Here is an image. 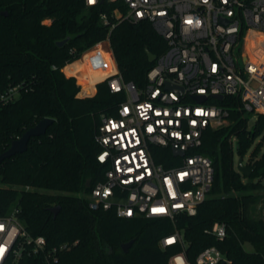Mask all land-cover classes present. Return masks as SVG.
Here are the masks:
<instances>
[{"label": "trees", "instance_id": "obj_1", "mask_svg": "<svg viewBox=\"0 0 264 264\" xmlns=\"http://www.w3.org/2000/svg\"><path fill=\"white\" fill-rule=\"evenodd\" d=\"M115 7L110 2L87 6L85 0H0V92L20 85L16 99L0 105V153L42 118L54 119L46 134L30 139L26 151L0 163V217L18 208L27 230L45 236L48 247L67 243L56 264H169L182 247L162 248L160 241L176 229L184 235L191 260L215 245L232 264H264V217L258 213L264 206V151L259 155L264 114L250 128L237 97L220 102L230 109L231 122L203 133L198 150L212 159L215 173L195 215L181 214L173 222L89 208L84 194L105 171L96 158V125L102 114L116 113L125 95L112 92L107 80L97 83L94 95L78 94H92L94 84L113 70L104 41H109L123 79L137 86L145 84L154 64L147 50L160 55L167 48L148 21L124 20L112 27ZM102 13L109 15L110 24L103 22ZM67 37L65 45L57 44ZM234 139L242 159L255 144L246 163L250 175L235 166ZM156 150L157 161L171 166L173 151ZM58 205L55 216L52 207ZM217 221L227 224L223 240L210 232ZM131 240L126 251L123 244ZM20 264L41 262L25 256Z\"/></svg>", "mask_w": 264, "mask_h": 264}, {"label": "built area", "instance_id": "obj_2", "mask_svg": "<svg viewBox=\"0 0 264 264\" xmlns=\"http://www.w3.org/2000/svg\"><path fill=\"white\" fill-rule=\"evenodd\" d=\"M105 2L116 4L112 27L124 20L148 21L167 48L157 55L145 84L137 86L123 79L109 41H104L113 70L100 81L107 80L110 90L125 98L115 114H102L96 125V158L105 171L84 194L88 206L119 217L173 222L181 214L195 215L215 173L212 159L198 150L203 133L231 122L230 109L220 102L237 97L245 116L247 111L264 114V0H85L93 7ZM102 20L111 23L107 13ZM19 89L15 85L0 92V105L16 99ZM220 94L222 100L216 97ZM197 95L205 99L198 101ZM156 148L184 153H174L172 165L165 166L157 161ZM18 213L16 208L0 217V264H20L25 256L56 264L69 245L48 247L46 237L32 235ZM210 232L223 240L227 224L217 221ZM170 245L182 249L170 256L169 264H232L215 245L189 259L180 229L161 239L162 248Z\"/></svg>", "mask_w": 264, "mask_h": 264}, {"label": "water", "instance_id": "obj_3", "mask_svg": "<svg viewBox=\"0 0 264 264\" xmlns=\"http://www.w3.org/2000/svg\"><path fill=\"white\" fill-rule=\"evenodd\" d=\"M4 14H7V11L3 12ZM70 40V37H67L63 40H60L57 42V44L59 46H63L65 45L68 41ZM148 53V59L150 62H154L157 55L152 53L151 51L147 50ZM81 85V84H80ZM216 97L219 100L223 99V95H216ZM195 99L198 101H203L205 99L204 95H197L195 96ZM54 122V119L51 117H45L42 118L36 125L30 127L29 129H27L22 136L12 140L10 147L8 149H6L5 151H3L2 153H0V163L6 159L9 158L13 155H15L16 153L19 152H24L27 150L28 148V144L29 141L32 137L34 136H40V135H44L47 132V129L49 128V126ZM175 154H183L184 152L182 150H174ZM238 170L243 172L246 175H250L251 170L250 168L243 162V159L241 158L238 164ZM61 207L58 206H54L52 207V211L54 212L55 216L58 214V212L60 211ZM133 240L123 244L124 249L127 251L130 246L132 245ZM224 263V262H223Z\"/></svg>", "mask_w": 264, "mask_h": 264}, {"label": "rangeland", "instance_id": "obj_4", "mask_svg": "<svg viewBox=\"0 0 264 264\" xmlns=\"http://www.w3.org/2000/svg\"><path fill=\"white\" fill-rule=\"evenodd\" d=\"M79 80V79H78ZM78 83H79V81H78ZM93 94V93H92ZM92 94H89V95H86V94H82V90L79 92V95H81V96H90V95H92ZM246 116L248 117V126L251 128V127H253V125L255 124V122H256V120H257V115L254 113V112H249V111H247L246 112ZM259 141V139L256 141V142H258ZM254 146H255V144H254ZM254 146H253V148H254ZM234 159H235V166L236 167H238V164H239V161H240V159H241V156L238 154V152H237V146H236V139H234ZM252 148V149H253ZM252 149L249 151V153L243 158V162L246 164L247 163V161L249 160V157H250V154H251V151H252ZM264 151V145H263V147H262V149H261V151L259 152V155H261L262 154V152ZM258 213L261 215V216H263L264 217V206H262V207H259V209H258Z\"/></svg>", "mask_w": 264, "mask_h": 264}, {"label": "crops", "instance_id": "obj_5", "mask_svg": "<svg viewBox=\"0 0 264 264\" xmlns=\"http://www.w3.org/2000/svg\"><path fill=\"white\" fill-rule=\"evenodd\" d=\"M78 60H81V59H77L76 61H78ZM74 62H75V61H74ZM72 63H73V62H72ZM69 64H70V63H69ZM69 64H67V65H69ZM67 65H66V66H67ZM66 66H65V67H66ZM65 67L63 68L64 71H65ZM65 73H66L68 76H72V75H73V76H76L77 79H78V76H77L76 74H68L66 71H65ZM98 82H100V80H98V81L94 84V92H93L92 95H94V94L96 93V91H97V86H96V85H97ZM78 95H79V94H78ZM79 96H81V95H79ZM82 97H83V96H82Z\"/></svg>", "mask_w": 264, "mask_h": 264}, {"label": "snow or ice", "instance_id": "obj_6", "mask_svg": "<svg viewBox=\"0 0 264 264\" xmlns=\"http://www.w3.org/2000/svg\"><path fill=\"white\" fill-rule=\"evenodd\" d=\"M158 211H163V209H158ZM169 243H171V241H169ZM4 251V249L2 247H0V253H2Z\"/></svg>", "mask_w": 264, "mask_h": 264}]
</instances>
